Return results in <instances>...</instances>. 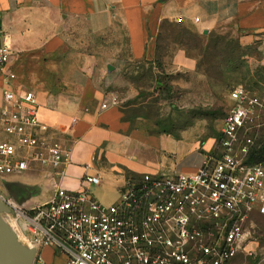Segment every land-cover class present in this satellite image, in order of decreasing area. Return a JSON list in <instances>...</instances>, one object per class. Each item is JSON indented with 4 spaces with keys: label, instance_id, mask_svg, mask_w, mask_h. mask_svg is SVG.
Segmentation results:
<instances>
[{
    "label": "built area",
    "instance_id": "1",
    "mask_svg": "<svg viewBox=\"0 0 264 264\" xmlns=\"http://www.w3.org/2000/svg\"><path fill=\"white\" fill-rule=\"evenodd\" d=\"M10 56L0 45V182L38 164L50 169L43 171L53 194L28 205L1 195L0 202L36 259L50 249L63 264H229L251 253L252 216L264 217V164L248 163V134L263 125V99L242 88L229 93L232 106L196 175L128 178L117 199L103 204L89 191L100 185L97 176L84 175L78 190L62 186L70 151L45 136L36 94L14 87ZM117 104L110 96L100 109Z\"/></svg>",
    "mask_w": 264,
    "mask_h": 264
},
{
    "label": "crops",
    "instance_id": "2",
    "mask_svg": "<svg viewBox=\"0 0 264 264\" xmlns=\"http://www.w3.org/2000/svg\"><path fill=\"white\" fill-rule=\"evenodd\" d=\"M180 16L191 22L198 18L207 29L240 32L243 43L264 33V0H0V45L11 52L14 87L36 94L38 121L48 128L45 136L70 151L64 188L80 189L84 175L97 176L100 185L119 192L128 178L199 172L214 139L202 141L187 132L176 138L131 127L115 107L100 109L101 93L93 82L71 86L70 68L64 65L70 59L64 48L70 47L72 30L94 37L111 34L121 39L116 45L127 47L132 60L141 61L149 33L161 20L178 21ZM30 170V176L4 179L0 190L18 187L17 181L40 191L45 185L48 199L53 191L43 170L50 169L33 164ZM26 189L33 198L31 188ZM14 197L21 201L23 196Z\"/></svg>",
    "mask_w": 264,
    "mask_h": 264
},
{
    "label": "rangeland",
    "instance_id": "3",
    "mask_svg": "<svg viewBox=\"0 0 264 264\" xmlns=\"http://www.w3.org/2000/svg\"><path fill=\"white\" fill-rule=\"evenodd\" d=\"M179 18L163 19L149 33L141 61L132 60L127 47L116 45L121 39L111 34L94 37L72 30L68 33L70 47L64 48L70 59L64 65L70 68L71 86L93 82L101 93L99 104L116 97L115 108L131 127L175 136L187 132L202 141H216L232 106L229 93L233 89L242 88L264 100V33L243 43L240 32L207 29L198 18L193 22L186 16ZM108 65L113 71L108 72ZM262 119L263 125L250 133L264 148V116ZM26 176L30 174L20 178ZM17 182L18 187L8 186L0 195L21 205L35 198L37 202L45 200V185L40 191L30 183ZM25 187L31 188L33 198L26 196ZM90 193L97 201L112 204L118 191L101 184ZM14 195L23 196L22 200ZM252 221L251 253L239 254L229 264H264V217L255 214ZM63 261L59 252L48 249L43 251L42 261L35 258L33 264Z\"/></svg>",
    "mask_w": 264,
    "mask_h": 264
},
{
    "label": "water",
    "instance_id": "4",
    "mask_svg": "<svg viewBox=\"0 0 264 264\" xmlns=\"http://www.w3.org/2000/svg\"><path fill=\"white\" fill-rule=\"evenodd\" d=\"M113 69L107 66L108 72ZM9 213L8 208L0 202V264H33L35 251L18 241L16 233L3 218L4 214Z\"/></svg>",
    "mask_w": 264,
    "mask_h": 264
},
{
    "label": "trees",
    "instance_id": "5",
    "mask_svg": "<svg viewBox=\"0 0 264 264\" xmlns=\"http://www.w3.org/2000/svg\"><path fill=\"white\" fill-rule=\"evenodd\" d=\"M254 130H252V132ZM175 137L178 138V136H175ZM248 137L252 138L254 141L249 151L248 163L249 164H264V148L262 146L263 144L257 143L256 140H254L253 134H251L250 132L248 134Z\"/></svg>",
    "mask_w": 264,
    "mask_h": 264
}]
</instances>
